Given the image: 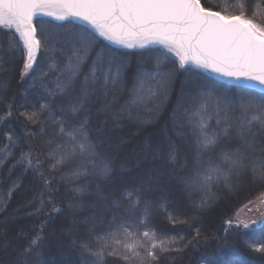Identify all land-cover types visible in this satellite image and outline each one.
<instances>
[{
	"label": "trees",
	"instance_id": "16d2710c",
	"mask_svg": "<svg viewBox=\"0 0 264 264\" xmlns=\"http://www.w3.org/2000/svg\"><path fill=\"white\" fill-rule=\"evenodd\" d=\"M201 2L207 8L230 14L236 11L240 0ZM247 6L249 11L256 7L257 18L264 17V0H247ZM38 19L60 31L78 30L76 25L80 23L58 21L48 16ZM40 27L41 24L37 23L38 30ZM12 40L8 31H0V264H91L95 258L82 245L87 243L95 249L98 234L115 224L130 222L129 217L139 222L145 203L150 206L148 226L180 241L171 246L179 247L180 251L170 253L163 264H264V252L256 251L264 246V223L253 228L227 227V221L241 205L264 192V182L253 180L246 174L231 187L215 183L210 192L186 185L198 145L193 142L189 129H178L173 118L177 103L181 100L187 102L189 94L219 90L235 96L240 92L236 84L192 66L191 72H177L163 106L156 107L155 97L142 106L133 105L130 101L137 74L141 68L152 71L154 57L158 53L153 46L126 49L102 41L97 51L104 49L116 56L126 57L122 79L110 93V99L115 97L112 111H120L125 106L128 111L120 120L109 116L107 123L103 124L104 135H98L97 127L102 118L93 117L91 135L94 142L100 145L97 152L107 159L111 169L109 174L102 178L91 174L76 177L71 175V169L82 162L80 158L53 170L52 161L47 156L49 149L61 139L56 135L54 121L62 118L59 109L66 108L64 97L53 99L49 96V90H55L57 77L60 76L59 72L49 68L53 63L57 68L63 67L67 55L71 54L67 51L68 46H64V51L59 50V45L51 52L42 49L33 70L22 76L25 54L22 48H13ZM177 63L178 59L169 53L163 70L175 69ZM247 91L257 100L264 97V92L253 88ZM43 103L52 106V115L44 112L36 122L27 121L23 114L38 110ZM9 106L10 116L7 111ZM209 127H217L215 118ZM40 128L44 129L43 133L38 131ZM5 133L12 134L18 141L17 147L9 149L12 155L7 158H4ZM50 138L53 139L52 145L46 144ZM235 143L234 138L222 143L215 152L204 154L200 159L209 162L211 157L213 162L219 163L220 152L231 149ZM173 146L177 152L176 160L170 159V148ZM29 151L34 157H39L42 162L39 166L34 161V166L28 167L21 161L22 153ZM96 162L99 164L100 159L97 158ZM97 185L111 192L110 199L119 200L122 207L114 209L104 201L94 212L90 205L97 200ZM141 185L143 187L138 193L141 204L138 208L129 209V202L123 198V193H135ZM77 186H86L90 194L81 197L74 191ZM136 198L134 194L132 199ZM80 200L85 205L82 210L69 207V204ZM205 200L207 206L198 207ZM54 208L60 211H54ZM169 213L173 219L186 222L173 224ZM93 215L96 216L95 223H85ZM37 235L40 237L39 248H34L30 255L22 256ZM113 246L120 250L118 246ZM140 254L143 256V250ZM104 264L126 262L117 255L106 256Z\"/></svg>",
	"mask_w": 264,
	"mask_h": 264
},
{
	"label": "snow or ice",
	"instance_id": "6c2138e0",
	"mask_svg": "<svg viewBox=\"0 0 264 264\" xmlns=\"http://www.w3.org/2000/svg\"><path fill=\"white\" fill-rule=\"evenodd\" d=\"M43 16L58 21H79L78 30L60 31L42 23L38 18ZM37 23L41 24L39 30ZM0 31H8L13 37V48L24 51L22 76L33 70L42 49L51 52L59 45V50L64 51L67 45V51L71 53L62 68H57L54 63L49 68L60 73L56 88L49 90V96L53 99L64 97L66 103V108L59 109L62 118L54 121L56 135L61 139L47 153L53 170L77 158L82 162L71 169L72 176L91 174L102 178L111 170L107 159L97 152L100 145L91 135L94 116L102 118L97 127L98 135H104L103 124L107 123L109 116L120 120L128 111L127 106L112 111L115 97L110 99V93L120 83L127 61L126 57L104 49L97 51L102 41H108L126 48L153 46L158 53L154 57V69L141 68L137 74L130 101L133 105L142 106L155 97L156 107L163 106L177 72H191L192 66L234 81L240 89L235 96L219 90L198 91L189 94L187 102L181 100L175 107L173 118L177 128L187 127L194 137L193 142L198 145L193 170L185 184L210 192L213 184L223 183L231 187L246 174L253 180L264 182V97L257 100L247 91L255 84L264 87V17L257 18L255 6L249 11L247 0H240L236 11L230 14L213 11L201 0H0ZM169 53L178 57V63L175 69L165 71L163 68L169 60ZM7 111L10 116L11 106ZM44 112L52 115L49 103L23 115L27 121L36 122ZM213 118L217 127L210 129ZM38 131L43 133L44 129ZM233 138L236 143L231 149L220 152L219 163L213 162L211 157L209 162L200 159ZM5 139L4 158H7L12 155L9 149L17 147L18 141L10 133H5ZM46 144L52 145L53 139H48ZM170 159H177L174 146L170 148ZM21 161L28 167H33L34 161L36 166L42 163L31 151L22 153ZM142 187L135 193H123L129 209L140 206L138 193ZM74 191L81 197L90 194L86 186H77ZM134 194L137 196L135 200L132 199ZM95 195L97 200L90 205L94 212L104 201L114 209L122 207L119 200L110 199L111 192L99 185ZM84 206L83 200L69 204L76 210H82ZM205 206L207 200L198 205L200 208ZM54 211L60 209L54 208ZM149 212L150 206L145 203L139 222L129 217L130 222L115 224L98 234L95 249L83 244L82 248L95 258L91 264H104L106 256L117 255L126 264H163L170 253L179 252V247H171L179 240L148 226ZM168 215L173 224L186 222L173 219L171 213ZM95 221L93 215L85 223L94 224ZM39 241L37 235L22 256L39 248ZM140 250H143V256ZM256 251L264 252V246Z\"/></svg>",
	"mask_w": 264,
	"mask_h": 264
},
{
	"label": "rangeland",
	"instance_id": "374dc122",
	"mask_svg": "<svg viewBox=\"0 0 264 264\" xmlns=\"http://www.w3.org/2000/svg\"><path fill=\"white\" fill-rule=\"evenodd\" d=\"M116 46H120V45H116ZM120 47L126 48L123 46H120ZM148 47H151V46H148ZM126 49H144V48L134 47V48H126ZM170 54L175 56L174 53H170ZM176 58L178 59V57ZM229 221H231V224H229ZM263 223H264V192L256 196L254 199L241 205L237 209L235 215L227 221V227L228 228H231L232 226L243 227V225L247 224L248 225L247 228H251V227L253 228Z\"/></svg>",
	"mask_w": 264,
	"mask_h": 264
},
{
	"label": "water",
	"instance_id": "95a60500",
	"mask_svg": "<svg viewBox=\"0 0 264 264\" xmlns=\"http://www.w3.org/2000/svg\"><path fill=\"white\" fill-rule=\"evenodd\" d=\"M213 10V9H212ZM213 11H217V10H213ZM36 21H34V23H35ZM213 76H215V77H217V78H219V79H221V80H224V81H227V82H229V83H233V84H235V82L234 81H230V80H228V79H226V78H224V77H222V76H219L218 74H216V73H212V72H210ZM253 89H255V90H258V91H261V92H264V87H262V86H260L259 84H255V86L254 87H252Z\"/></svg>",
	"mask_w": 264,
	"mask_h": 264
}]
</instances>
